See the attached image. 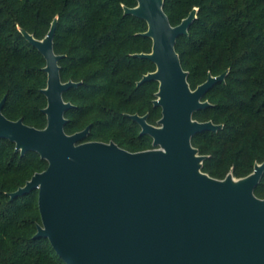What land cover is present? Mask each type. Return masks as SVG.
I'll use <instances>...</instances> for the list:
<instances>
[{"label":"water","instance_id":"1","mask_svg":"<svg viewBox=\"0 0 264 264\" xmlns=\"http://www.w3.org/2000/svg\"><path fill=\"white\" fill-rule=\"evenodd\" d=\"M135 1L123 5V13L145 21L140 34L151 39V47L133 55L154 64L136 85L157 82L152 104L161 115L156 124L146 115L128 116L140 134L151 137L152 147L130 151L112 140H83L89 124L67 133L65 111L73 104L63 92L78 82L62 81L59 74L63 55L53 49L57 16L42 38L18 27L44 58L46 123L38 128L7 118L3 95L0 138L13 142L20 154L36 152L47 165L9 197L37 189L40 222L33 237L47 238L66 264H264V197L254 192L264 159L244 176L230 168L216 178L202 170L207 155L191 142L197 133L222 128L193 114L211 105L203 96L228 70L208 73L191 88L175 43L188 33L197 7L173 25L164 0Z\"/></svg>","mask_w":264,"mask_h":264},{"label":"trees","instance_id":"2","mask_svg":"<svg viewBox=\"0 0 264 264\" xmlns=\"http://www.w3.org/2000/svg\"><path fill=\"white\" fill-rule=\"evenodd\" d=\"M135 0H0V99L9 119L38 128L46 123L41 109L46 98L44 58L18 27L42 38L57 16L53 37L62 81L73 80L63 98L73 106L65 111L64 130L73 133L88 124L83 140L115 141L137 151L151 148L138 134L129 113L148 112L155 123L160 107L153 106L156 81L136 85L154 64L133 55L148 52L151 39L140 32L144 20L124 14ZM197 7L187 34L175 49L188 71L191 88L208 75L228 70L223 81L203 96L211 105L194 112L197 120L222 123L217 131L195 134L191 142L206 154L202 170L222 178L231 168L236 177L248 174L264 159V0H164L171 24ZM47 163L36 152L20 154L14 143L0 138V264H66L47 238H34L40 222L37 189L12 199L9 192L23 185ZM264 197V173L254 189Z\"/></svg>","mask_w":264,"mask_h":264},{"label":"flooded vegetation","instance_id":"3","mask_svg":"<svg viewBox=\"0 0 264 264\" xmlns=\"http://www.w3.org/2000/svg\"><path fill=\"white\" fill-rule=\"evenodd\" d=\"M134 113H137L138 115H146V121L148 122V123H151V122H149L148 121V112H144V113H142V114H140V113H138V112H134ZM134 113H129V114H134ZM129 114H127V116L129 115ZM129 117V116H128ZM130 118V117H129ZM130 120L132 121V122H134L137 126H138V128H139V130H138V134L139 135H144V136H147L149 139H150V143H151V137L149 136V135H147V134H140V130H141V128H140V126H139V124L136 122V121H134V120H132L131 118H130ZM151 124H156V121H155V123H151ZM89 130H90V128H89ZM113 141V140H112ZM115 142V141H114ZM116 143V142H115ZM147 149V148H146ZM142 150V149H141Z\"/></svg>","mask_w":264,"mask_h":264}]
</instances>
